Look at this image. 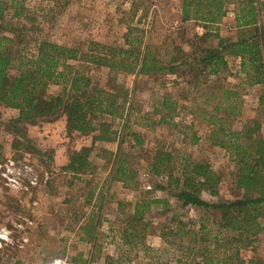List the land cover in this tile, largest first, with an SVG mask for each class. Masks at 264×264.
Segmentation results:
<instances>
[{
	"label": "trees",
	"instance_id": "trees-1",
	"mask_svg": "<svg viewBox=\"0 0 264 264\" xmlns=\"http://www.w3.org/2000/svg\"><path fill=\"white\" fill-rule=\"evenodd\" d=\"M65 5L68 0H44ZM180 22L200 23L204 33L196 39L192 53L186 55L174 47L159 51L142 41L143 33L128 28L125 46L121 48L97 47L80 51L78 48L57 45L47 41L37 42L31 49V40L24 31L15 29L12 35L0 34V105L18 112V123L34 124L49 118H62L67 131L93 140L112 143L128 131L133 147H141L143 138L131 128L153 131L160 125L176 126L178 102L168 96L159 100L152 116L133 117L132 91L122 86H112V91L90 87L84 69L70 66L68 62H83L97 68L129 75L174 74L180 69L187 75L186 85L196 95L192 97L189 113L210 128L208 142L226 152L234 167L230 174L229 190L233 200L210 202L203 195L216 197L221 175L205 162L191 156H176L172 152L156 150L148 163L150 175L163 177L164 186L154 190L166 191L181 208H196L214 217L207 226V219L200 218L197 225L176 215L168 217L170 204L167 199H149L141 194L132 211L121 212L108 233L116 239L112 256L101 254L98 246L100 225L93 216L82 226L81 241L91 244L89 260L82 254L71 260L73 264L99 261L104 264H264V257L256 254L255 244L264 232V27L261 23L263 0H179ZM20 4V5H17ZM21 2L0 0V20L7 9L14 17L23 12ZM234 7V39L220 36L216 26L225 18L228 6ZM216 41L215 45L208 44ZM201 44H205L201 47ZM166 57L165 59H163ZM238 61V71L246 87H263L258 97L257 109L262 113L256 118L241 120L242 92L237 86H224L223 72L228 69L227 59ZM50 86L59 87L57 95L47 94ZM109 118L110 122H103ZM151 121V123H150ZM147 122L149 124H142ZM236 123V125H234ZM119 130H114L113 125ZM238 124V125H237ZM181 125V124H180ZM190 125L183 126V137ZM95 133V134H94ZM191 144L199 140L190 138ZM112 153L100 150V156L109 164V182L127 188L134 181L135 171L129 155L121 150ZM90 148H83L68 158L64 170L79 175L92 170ZM75 176V177H76ZM162 216L163 222L151 218ZM156 214V215H155ZM209 216V215H208ZM117 225V226H115ZM115 227V229H114ZM225 231L226 236L221 235ZM116 235H115V234ZM148 237H157L161 246L149 244ZM252 252L244 259L243 253Z\"/></svg>",
	"mask_w": 264,
	"mask_h": 264
},
{
	"label": "rangeland",
	"instance_id": "rangeland-1",
	"mask_svg": "<svg viewBox=\"0 0 264 264\" xmlns=\"http://www.w3.org/2000/svg\"><path fill=\"white\" fill-rule=\"evenodd\" d=\"M17 1L22 3L23 12L14 17L13 9H7L0 20V34L12 35L15 29H21L26 39L31 40V49L37 42L47 41L78 48L82 52L89 49L97 54L102 46L124 47L128 28H136L143 33V43L155 47L161 56L174 47L188 55L197 45L196 39L204 33L200 23L180 22L179 0H68L63 6L62 3L44 0ZM232 7H227V14L216 26V32L222 37L234 39L236 31L231 16ZM261 23L264 27V7ZM215 43L209 41L208 44ZM204 46L201 44V47ZM227 62L223 84L226 88L237 86L242 92L240 119L256 118L262 113V109L257 107L263 87L241 84L243 76L238 71V61L228 58ZM68 64L84 69L91 88L110 92L112 86H122L132 91L129 96L133 101L131 119L138 116H145L146 120L155 118L152 111L162 97L176 100L178 116L173 122L178 125H160L153 131L133 126L131 131L140 134L144 144L132 148L127 130L112 143L98 142L93 140V134L82 136L69 133L62 118L16 124L14 121L18 112L0 105V162L10 159L29 164L39 179L37 187L26 193H13L0 185V227L11 232V244L0 249V264H50L54 258H66L71 262L78 258V254H82L83 261L89 260L91 244L81 241V238L82 226L90 216L100 225L98 246L102 248L101 254L112 256L117 241L111 239L108 228L114 220L121 218V212L128 214L132 211L142 192L149 199H167L170 204L168 217L176 215L185 221L192 220L195 226L203 218L207 219L209 226L214 218L211 213L206 214L196 208H181L166 191L154 190L155 185L164 186L165 179L151 176L148 169L156 150L172 152L176 156L189 155L195 161L207 163L222 177L218 195L208 197L204 194L203 198L210 202L233 200L228 184L234 167L226 152L210 146L208 138L211 129L189 113L192 97L199 95L186 85L187 75L181 69L174 74L143 76L117 73L80 61ZM59 91V87L50 86L47 94L57 95ZM261 121V133L264 134V119L261 118ZM103 122L109 123L110 120L105 118ZM185 125H190V129L183 137L179 132ZM113 128L119 130L116 124ZM192 135L199 140L196 144L190 143ZM83 148L91 149L89 159L92 160V170L77 176L66 172L64 166L68 158ZM102 149L113 154L121 150L129 155L135 171L133 184L123 188L120 183L109 182V164L99 157ZM152 214L153 222H163L166 217H154ZM19 222L23 223L24 229L15 228ZM221 235L226 236L227 233L222 231ZM23 239H26L25 243H22ZM147 242L154 247L161 246L157 237H148ZM255 245L257 256L264 257V232L258 236ZM245 256L251 258L253 255L247 252ZM102 257L88 264H104Z\"/></svg>",
	"mask_w": 264,
	"mask_h": 264
},
{
	"label": "built area",
	"instance_id": "built-area-1",
	"mask_svg": "<svg viewBox=\"0 0 264 264\" xmlns=\"http://www.w3.org/2000/svg\"><path fill=\"white\" fill-rule=\"evenodd\" d=\"M38 184V175L31 165L10 159L0 162V185L8 191L13 193H26L30 189L37 187ZM24 221V223L29 224L27 220ZM22 224V222L17 223L15 228L24 229ZM25 242L26 239H23L22 243ZM9 244H11V232L5 227H0V249ZM50 264L73 263L66 258H54Z\"/></svg>",
	"mask_w": 264,
	"mask_h": 264
},
{
	"label": "crops",
	"instance_id": "crops-1",
	"mask_svg": "<svg viewBox=\"0 0 264 264\" xmlns=\"http://www.w3.org/2000/svg\"><path fill=\"white\" fill-rule=\"evenodd\" d=\"M234 10H235L234 7H232V8H231V11H232V12H231V16H234V15H233ZM232 20H233V18H232ZM233 25H234V22H233ZM82 236H83V235H82ZM247 252H249V251L244 252L243 255H242V257H243L244 259H248V258L245 256V254H246Z\"/></svg>",
	"mask_w": 264,
	"mask_h": 264
}]
</instances>
